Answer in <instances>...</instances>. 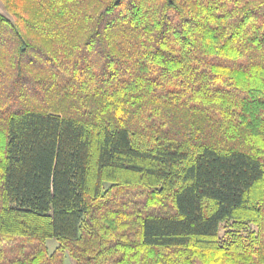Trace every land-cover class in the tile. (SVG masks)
Segmentation results:
<instances>
[{"label":"trees","instance_id":"1","mask_svg":"<svg viewBox=\"0 0 264 264\" xmlns=\"http://www.w3.org/2000/svg\"><path fill=\"white\" fill-rule=\"evenodd\" d=\"M0 1V264H264V0Z\"/></svg>","mask_w":264,"mask_h":264},{"label":"rangeland","instance_id":"2","mask_svg":"<svg viewBox=\"0 0 264 264\" xmlns=\"http://www.w3.org/2000/svg\"><path fill=\"white\" fill-rule=\"evenodd\" d=\"M0 10H4L1 1H0ZM47 244L49 249L52 251L58 246L59 241L56 238H50L47 240ZM65 264H76L75 259L69 254V252L65 254Z\"/></svg>","mask_w":264,"mask_h":264}]
</instances>
